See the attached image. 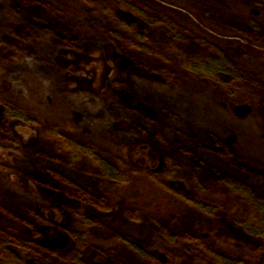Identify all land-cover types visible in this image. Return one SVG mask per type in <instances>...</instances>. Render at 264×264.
Returning <instances> with one entry per match:
<instances>
[{"label":"trees","instance_id":"obj_1","mask_svg":"<svg viewBox=\"0 0 264 264\" xmlns=\"http://www.w3.org/2000/svg\"><path fill=\"white\" fill-rule=\"evenodd\" d=\"M58 1L0 0V77L27 61L51 87L33 111L0 100V146L22 154L19 169L0 161V183H8L0 190V264H264V158L250 155L234 130L202 134L184 109L144 88L152 83L203 94L227 113L245 105L264 138V60L252 69L246 43L224 46L175 12L141 0H97L101 23L93 34L82 29L75 3ZM187 2L208 26L264 47V0H180ZM5 35L26 43L29 52L4 44ZM104 41L122 58L111 79L118 100L105 104L126 119L122 131L107 120L103 129L94 127V112L72 100L78 95L86 105L93 95L70 92L65 69L56 63L63 51L101 55ZM16 120L40 126L29 152L11 131ZM130 133L160 155L159 169L119 153ZM14 174L35 195L13 187ZM129 174L171 196L192 224L149 217L137 204L93 215L92 208H116L109 189ZM46 206L60 207L66 221L47 217ZM128 223L148 226L150 236L133 238L124 232Z\"/></svg>","mask_w":264,"mask_h":264},{"label":"rangeland","instance_id":"obj_2","mask_svg":"<svg viewBox=\"0 0 264 264\" xmlns=\"http://www.w3.org/2000/svg\"><path fill=\"white\" fill-rule=\"evenodd\" d=\"M88 4L81 0H60L62 5L75 3L81 11L82 29L93 34L99 31L101 19L99 18L97 0H87ZM144 3L165 7L185 21L190 23L194 29L215 39L224 46H233L237 43L244 42L250 47L254 61L250 62L252 69H259V61L264 60V47H256L251 45L250 41L237 34H229L222 32L214 27L205 24L197 17L189 8L190 2L186 4L180 3V0H141ZM93 3V5H92ZM4 44L22 51L29 52V46L13 35H5ZM100 47L101 55L94 50L91 54L74 53L68 55L65 51L56 58V63L65 69L64 76L68 83V89L72 93L86 92L93 95L90 99H86L87 104L82 103L83 99H78V95L73 97L74 104L83 107L86 106L87 114L92 112L97 118L91 122L97 129H103L104 125L124 130L127 127L126 119L120 117V114L114 115L110 112L106 105L118 100L115 98L120 93L119 90L111 85V79L114 74V67L120 64L122 58L118 55L113 44L105 41ZM31 64V63H30ZM27 61H20L13 64L7 69V72L0 77V100L9 101L16 105H25V107L33 111L39 106L47 96H51L50 79L40 77L34 71ZM110 87V89H109ZM144 88L148 96L157 100H165L171 105L184 109L190 117V122L196 125L199 131L205 135H215L218 133H229L235 131L237 139L244 145L246 151L256 157L264 158V138L257 129L256 121L249 116L250 110L245 105H239L233 113H227L223 109L208 102L203 94L188 91H172L160 85L145 83ZM102 98V99H100ZM104 106V107H102ZM175 112V111H174ZM2 115V104L0 103V119ZM78 116V114H77ZM80 117V116H78ZM69 118V117H68ZM105 120L106 123H105ZM106 125V126H107ZM12 133L19 140L22 151L29 152L30 146L36 144L40 126L31 122L22 120L13 121L10 125ZM95 129V128H94ZM98 131V130H97ZM128 140L126 146H119L118 151L125 159L132 161L137 166L148 169L157 170L162 166L160 155L147 142L137 138L133 133L126 135ZM28 148V149H27ZM24 152V153H26ZM23 153V154H24ZM21 153L19 150L11 148H3L0 146V161L9 166L19 169ZM10 182L13 187H20L23 191L31 192L35 195L34 187L25 179L22 180L18 175H12ZM10 183V184H11ZM8 183L2 181L0 190ZM183 187V185H182ZM190 188V185L189 187ZM109 189V188H108ZM111 191L116 194V208L103 210L92 208L90 212L95 216L108 215L113 213L117 208L137 204L141 206L149 215V217L162 218L164 220H175L179 223L192 224L187 222V211L180 207L176 200L171 196H164L159 193L155 186L148 182L142 175L129 174L127 180L123 184L110 187ZM46 216L57 222H65L66 216L58 206L49 209L45 207ZM186 216V217H185ZM182 224V225H183ZM124 232L132 235V237L142 236L149 237L150 231L148 226L126 224ZM58 233L53 234V239L58 244H62V239Z\"/></svg>","mask_w":264,"mask_h":264}]
</instances>
